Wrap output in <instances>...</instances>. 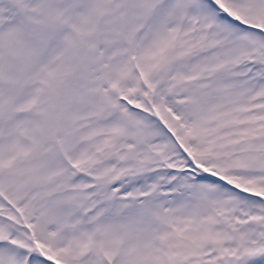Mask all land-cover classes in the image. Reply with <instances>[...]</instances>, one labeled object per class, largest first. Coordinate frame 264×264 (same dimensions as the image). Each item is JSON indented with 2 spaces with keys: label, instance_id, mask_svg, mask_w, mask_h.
<instances>
[{
  "label": "snow or ice",
  "instance_id": "obj_1",
  "mask_svg": "<svg viewBox=\"0 0 264 264\" xmlns=\"http://www.w3.org/2000/svg\"><path fill=\"white\" fill-rule=\"evenodd\" d=\"M0 264H264V0H0Z\"/></svg>",
  "mask_w": 264,
  "mask_h": 264
}]
</instances>
